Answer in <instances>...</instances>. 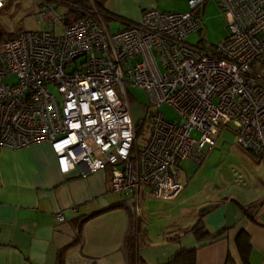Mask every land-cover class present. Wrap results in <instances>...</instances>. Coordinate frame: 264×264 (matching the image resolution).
<instances>
[{"label":"built area","instance_id":"1","mask_svg":"<svg viewBox=\"0 0 264 264\" xmlns=\"http://www.w3.org/2000/svg\"><path fill=\"white\" fill-rule=\"evenodd\" d=\"M206 1L187 0L184 11L149 8L111 31L93 2L76 18L37 0L43 27L20 28L0 44V152L46 142L62 175L109 168L111 189L137 215L143 194L178 196L188 182L180 160H199L222 128L233 127L238 146L264 153V74L253 69L264 64V0H213L228 35L203 47L186 37L200 29ZM127 84L149 101L142 147ZM164 102L180 121L164 118Z\"/></svg>","mask_w":264,"mask_h":264},{"label":"crops","instance_id":"2","mask_svg":"<svg viewBox=\"0 0 264 264\" xmlns=\"http://www.w3.org/2000/svg\"><path fill=\"white\" fill-rule=\"evenodd\" d=\"M93 1L107 14L108 26L119 22L116 30L138 22L149 8L188 9L187 0ZM247 155L259 168L245 169L247 177L241 187L229 193L220 190L200 202L197 208L212 204L204 212L177 200L176 212L169 211L152 229L146 219L150 218L148 209L141 202L145 230L141 226L137 232L133 264H162L178 250L191 248H195L192 264H264V153L258 158ZM125 197L111 189L109 168L87 176H79L76 170L60 174L46 142L2 149L0 264H130L125 246L129 235ZM120 201L121 205L111 207ZM251 201L255 203L250 208L254 219L244 211ZM59 212L63 220L56 218ZM200 219L208 232L204 239L192 231H181ZM239 238L250 241L248 262L242 257Z\"/></svg>","mask_w":264,"mask_h":264},{"label":"rangeland","instance_id":"3","mask_svg":"<svg viewBox=\"0 0 264 264\" xmlns=\"http://www.w3.org/2000/svg\"><path fill=\"white\" fill-rule=\"evenodd\" d=\"M42 1L44 0H38V2ZM5 3L7 7L0 11V24L5 30L11 31L18 27L22 29L43 27V24L36 18L39 7L37 0H6ZM57 10H61V8H57ZM199 16L200 29L188 34L186 40L189 43L212 47L228 35L225 16L215 1L209 0L205 9L200 10ZM118 26L119 22L114 20L113 25L109 27L111 31H115ZM57 30L59 32L61 28L57 26ZM253 69L264 74V64L262 63L255 64ZM116 89L118 91L117 87ZM127 91L132 117L138 126V146L142 147L151 126L150 120L146 119L149 101L145 90L136 84H127ZM157 109L168 121L178 122L181 119L174 107L166 102ZM180 164L187 173L188 182L176 199H154L146 194L139 199L137 206L139 214L142 213L141 202H144L148 209L146 215L150 217L146 219H150L152 229H154L153 226H159V220H164L163 217L169 215V211L176 212L175 201L187 202L189 206L195 207L199 211L202 206L197 208L198 204L206 200L209 195L216 194L220 190L229 193L234 191L236 187H241L245 180L244 177H247L245 169L252 172L253 169L259 168L257 164L251 162L247 152L236 144L233 127L230 129L222 128L216 137V145L211 149L206 147L199 160L186 157L180 160ZM130 210L136 215V212ZM151 234L154 235L153 230H151Z\"/></svg>","mask_w":264,"mask_h":264},{"label":"trees","instance_id":"4","mask_svg":"<svg viewBox=\"0 0 264 264\" xmlns=\"http://www.w3.org/2000/svg\"><path fill=\"white\" fill-rule=\"evenodd\" d=\"M9 1V0H8ZM51 3L54 4L55 8H61V10H67L66 13L70 16H74L76 18H81L83 16V11L85 8L88 6H92L91 2H93L94 6H96L98 9V5L95 1L91 0H49ZM73 3H76V7H73ZM7 7V4L5 3V6L2 8L4 10ZM0 10V11H2ZM100 10V9H99ZM102 11V10H101ZM104 11V10H103ZM105 13V12H104ZM106 14V13H105ZM113 17V16H111ZM18 28H14L11 31L5 30V28L0 24V44L5 38L13 36L16 32L19 31ZM7 34L6 36H4ZM146 119H148V114L146 115ZM136 131H137V136H138V126H136ZM244 151H246L249 154H253L255 157H261L262 153H255L251 149H245L240 147ZM123 203V201H120L118 203L113 204L111 207L119 206ZM255 203L252 201L248 203V207L244 208L245 213L250 214L248 217L250 219H254V215L250 213L252 207L254 206ZM251 208V209H250ZM126 210L128 212L129 216V235H127L126 240H125V246L127 248V253L128 257L130 259V264H133L134 261H136V254H135V248L137 247L138 244V238L137 232L140 231L141 226L145 230V223L141 219V212L140 214H133L131 210L126 207ZM254 210V209H253ZM183 233L186 232H194L197 238L199 239H204L207 235L208 232L204 229V225L201 222V219L190 226L189 228H180ZM239 246L241 248L242 252V257L245 262H248V256H249V251L251 248L250 241L248 238H239ZM195 261V248L191 249H180L178 250L168 261L162 263V264H192ZM142 264V263H141Z\"/></svg>","mask_w":264,"mask_h":264},{"label":"water","instance_id":"5","mask_svg":"<svg viewBox=\"0 0 264 264\" xmlns=\"http://www.w3.org/2000/svg\"><path fill=\"white\" fill-rule=\"evenodd\" d=\"M64 22H65V23L67 22V18L64 19ZM148 117H150V114H149ZM211 206H212V204H206V205H203V206L200 208V211H201V212H204V211H206L207 209H209Z\"/></svg>","mask_w":264,"mask_h":264}]
</instances>
